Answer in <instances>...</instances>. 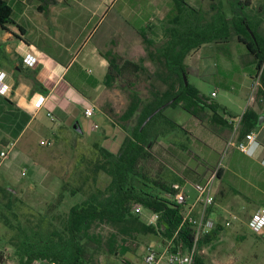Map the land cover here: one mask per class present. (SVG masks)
I'll return each instance as SVG.
<instances>
[{"label": "rangeland", "instance_id": "rangeland-1", "mask_svg": "<svg viewBox=\"0 0 264 264\" xmlns=\"http://www.w3.org/2000/svg\"><path fill=\"white\" fill-rule=\"evenodd\" d=\"M210 1H202L200 7L208 10ZM228 2L223 0L224 11L229 16ZM260 5H264V0H252L254 12ZM172 12V0H112V7L101 18L91 42L104 36L100 41L103 50L99 51L100 55L113 47L122 57L141 61L142 69L118 78L111 86L103 83L104 77L98 80L97 90L89 97V103L96 107L93 114L85 116L83 108H76L75 127L73 119L68 118L64 122L68 132L58 131L55 128L57 119H51L45 109H41L28 128L15 135L20 120L17 107L13 108L16 116H13L11 129L12 114L6 112L5 104L0 103V149L7 148L6 140L14 141L8 157L0 159V251L5 257L0 264L18 263L15 246L9 242L17 241L20 233H25L30 239L45 238L54 228H62V219L71 205L80 203L91 190L103 188L108 183L109 176L94 170L98 146L117 152L125 134L135 124L136 114L127 121L119 118L130 101L132 91H136L144 101L150 98L152 91L163 90L166 86L162 81L163 66L148 57L135 26L139 28L149 24L146 32L154 46L159 47L166 37L168 17ZM261 26L264 29V20ZM222 41L206 42L191 51L184 59L185 78L196 86L199 95L210 97L211 91H216L212 99L237 116H225L235 123L246 107L260 111L264 96L259 94V90L252 91L254 64L249 62L250 56L235 33L232 31ZM65 46L62 45L61 60L76 52ZM2 62L6 64V61ZM71 65L67 77L82 89L86 84L82 81L81 72L86 77L100 76L97 66L91 61L76 59ZM21 78L25 79V76ZM89 93L91 90L86 88V94ZM162 114L181 127L171 129L158 120L149 128V133L155 135L151 146L154 158L146 164L152 176L161 174L178 184L186 196L185 210L196 195L193 185L216 173L218 166L224 169L222 177L216 176L214 181V215L221 221L232 214L237 218L225 226L216 239L199 250L205 263L264 264V233H255L247 226L250 213L264 204V166L259 162L260 152L251 156V148L249 157L234 145H228L232 129H219L213 124L209 109L199 113V119L179 105L165 107ZM92 124L96 127L93 128ZM55 134L62 136L56 137ZM235 138L236 134L232 136L233 141ZM40 139L49 140L51 144L41 145ZM29 142L36 156L27 159L20 154L22 150L28 152ZM62 185L67 190H61ZM4 187L14 191L3 196L1 189ZM75 188L79 190L72 194L71 190ZM59 192L63 197L57 202ZM133 211L146 224L156 222L155 213L141 205L138 209L134 206ZM113 235L115 242L108 247ZM81 241L86 264H138L149 246L161 249L167 244L156 234L138 232L128 236L111 224L98 222ZM123 244L127 250L120 252Z\"/></svg>", "mask_w": 264, "mask_h": 264}, {"label": "trees", "instance_id": "trees-1", "mask_svg": "<svg viewBox=\"0 0 264 264\" xmlns=\"http://www.w3.org/2000/svg\"><path fill=\"white\" fill-rule=\"evenodd\" d=\"M172 3L173 12L168 17L166 37L159 47L154 46V42L146 32V28H150L149 24L139 28L135 26L145 44L148 57L156 59L164 68L162 81L166 85L165 88L152 91L150 98L144 101L136 91H132L130 101L119 118L127 121L136 114L135 124L125 134L117 152H111L99 145L97 158L94 161V170L102 171L109 176L108 183L103 188L96 187L95 190H91L80 203L71 205L62 219V228H54L45 238L30 239L25 233H20L17 241L14 239L10 241L9 243L15 246L17 264H46L47 262L86 264L85 250L81 240L96 222L111 224L119 232L128 236L138 232L159 235L166 243L170 241L172 250L178 247H191L194 228L184 219L187 203L186 201L178 203L174 199L175 193L179 191L178 184L168 181L161 174L152 176L146 164L149 159L154 158L151 146L155 142V135L149 133V128L158 120L171 129L181 126L163 116L164 107L155 113L141 130L139 128L154 109L175 98L167 106L179 105L197 119L200 118L199 113L209 109L213 124L219 129H232L234 121L225 116L237 118L236 115L229 113L223 105L211 97L199 95L196 86L188 81L184 83L183 75L186 76L184 59L191 51L199 49L206 42H223L222 40L227 39L233 31L236 39L243 44L247 55L250 56L249 62L254 64V75L264 60V29L261 26L264 20V5H260L254 12L252 0H229L231 15L228 16L224 11L223 0H211L208 10L196 8L186 0H172ZM13 14L10 2L0 0V29L7 30L9 24H16ZM16 26L19 31H22L19 24ZM101 55L107 61V70L103 79V83L107 86H111L115 80L126 74H135L142 69L141 61L124 58L113 47L102 52ZM70 66L65 78L82 95H86V88L90 89L99 83L96 77H86L81 72L82 81L86 84L83 90L78 83L67 77ZM28 73L31 72L28 71ZM34 74L35 72L31 73V83L37 85L38 81ZM261 85L258 92L264 96V69ZM5 100L13 104L9 99L5 98ZM17 111L20 120L17 122L18 131H15V135L30 118L18 108ZM260 113L252 107H246L242 111L238 116L240 119L237 140H241L247 132L257 127V117ZM223 170L221 165L217 167L218 178L222 177ZM61 190H67L65 185H62ZM78 190L72 189L71 193ZM1 194L11 195L12 190L4 187L1 189ZM219 194L222 195V190ZM61 197L63 193L59 192L56 201L60 202ZM135 205H141L155 213L156 222L146 224L141 221L137 212L133 211ZM211 213H214L213 206L208 209L207 214ZM224 227L217 222L214 228L198 238L193 264H206L199 250L216 239ZM114 242L113 235L108 247ZM120 249V252L127 250L126 245H120ZM4 259L0 251V263H3Z\"/></svg>", "mask_w": 264, "mask_h": 264}, {"label": "crops", "instance_id": "crops-1", "mask_svg": "<svg viewBox=\"0 0 264 264\" xmlns=\"http://www.w3.org/2000/svg\"><path fill=\"white\" fill-rule=\"evenodd\" d=\"M8 1L13 8V19L16 24H9L7 30L1 29L0 69L7 73L6 82L10 85V89L6 94H0V103L5 104L6 112L12 114L10 127L13 129L14 107L30 116L20 134L32 123L37 111L45 109L46 112L51 113L52 119H57L55 128L58 131L66 130L68 132L69 129L64 122L68 118L73 119V127H75L76 108L84 109L89 104L90 95L95 93L98 86L90 88L91 93L82 95L70 85L65 74L71 63L78 59L83 62L91 61L100 72V76L95 77L99 81L103 79L107 61L99 54V51H103L100 41L104 36L98 38L94 43L91 41L101 18L112 7V0ZM186 1L192 6L200 8V3L204 0ZM124 21L127 24V20L124 19ZM17 24L21 26L22 31H19ZM63 44L68 49H75L76 52L72 56L69 53V56H65V59L61 60ZM55 51L58 52L54 54ZM2 60L6 61V64L1 63ZM28 71L32 74L35 72L34 77L38 81L37 85H32L31 73ZM24 76L25 79L21 78ZM40 96H43L44 99L42 106L37 108L36 102ZM5 98L13 104L7 102ZM256 111L264 113V106L260 111ZM38 126H40L39 123ZM92 127H96V124H92ZM252 131L257 143L253 144L251 156L260 152L259 162L261 166H264V125L257 126ZM55 136L59 137L62 134H55ZM5 142L7 146L14 145V141L6 140ZM30 144L29 142L28 152L20 151V155L27 159L36 156L33 155ZM244 155L251 157L245 153Z\"/></svg>", "mask_w": 264, "mask_h": 264}, {"label": "built area", "instance_id": "built-area-1", "mask_svg": "<svg viewBox=\"0 0 264 264\" xmlns=\"http://www.w3.org/2000/svg\"><path fill=\"white\" fill-rule=\"evenodd\" d=\"M264 69V60L262 61L260 67L253 75L252 78V91L259 90L261 85V75ZM7 73L0 69V94H6L10 85L6 82ZM264 90V88H263ZM216 96V91H211L210 97ZM44 97L40 96L38 101L36 102V107L40 108L42 106ZM262 104L264 106V97L262 98ZM95 105L89 103L84 108V114L86 116H90L93 114L95 110ZM46 115L52 119V115L50 112H46ZM239 119L233 122L232 127V136L238 134L239 128ZM231 120V119H230ZM237 132V133H236ZM231 138L228 140V145H234L236 149L245 154H249V151L253 147L256 142L255 134L253 131L247 132L241 140L233 141ZM41 145L51 144L49 140H40ZM13 144L6 146V149L0 151V159L3 160L8 157L9 151ZM251 154V153H250ZM22 173H24L22 171ZM216 173L212 174L210 177L196 182L193 187L196 192V195L193 199L192 204H188L187 209L184 211V219H186L189 223L193 225L194 228V239L190 248H180L178 247L176 250H172L170 248V241L161 249H155L152 245L147 248L143 257L141 258L140 263L138 264H193L194 256L196 253V244L198 238L208 232L217 222L222 224L223 226H229L233 220L237 218L236 214H232L228 216L226 219L222 221L214 215V213L207 214L208 209L213 206L215 202V189H214V181H215ZM174 199L178 203H183L186 201V196L183 194L181 190H179L174 195ZM138 209L139 205H135ZM197 208V209H196ZM156 215V214H155ZM157 216V215H156ZM248 228L255 233H264V206H259L254 209L247 220ZM183 249V250H182ZM46 264H56L54 262H47Z\"/></svg>", "mask_w": 264, "mask_h": 264}, {"label": "water", "instance_id": "water-1", "mask_svg": "<svg viewBox=\"0 0 264 264\" xmlns=\"http://www.w3.org/2000/svg\"><path fill=\"white\" fill-rule=\"evenodd\" d=\"M183 79H184V83H187V80L185 78V76L183 75ZM175 98H171L170 100L164 102L163 104L159 105L156 109H154L145 119L144 121L141 123L140 125V130L142 129V127L145 125V123L155 114L157 113L159 110H161L162 108L166 107L167 105H170ZM260 125H264V113H260L257 117V126ZM79 131L80 129L77 128ZM10 190L14 191L13 189H11L10 187H8Z\"/></svg>", "mask_w": 264, "mask_h": 264}, {"label": "clouds", "instance_id": "clouds-1", "mask_svg": "<svg viewBox=\"0 0 264 264\" xmlns=\"http://www.w3.org/2000/svg\"><path fill=\"white\" fill-rule=\"evenodd\" d=\"M252 153V152H251Z\"/></svg>", "mask_w": 264, "mask_h": 264}]
</instances>
